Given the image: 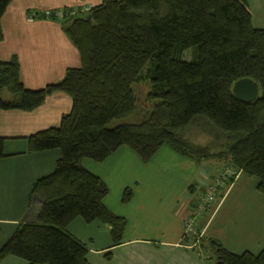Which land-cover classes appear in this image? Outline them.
I'll list each match as a JSON object with an SVG mask.
<instances>
[{
  "label": "trees",
  "instance_id": "obj_1",
  "mask_svg": "<svg viewBox=\"0 0 264 264\" xmlns=\"http://www.w3.org/2000/svg\"><path fill=\"white\" fill-rule=\"evenodd\" d=\"M10 1L0 0V18ZM70 11L63 10L60 20L79 51V67L30 90L19 79L17 58L0 60V109L31 110L56 90L72 100L57 126L26 137L28 151L58 148L60 156L54 169L32 184L27 210L0 246V260L14 255L28 264H91L87 247L66 230L76 216L108 223L118 244L126 219L103 204L107 186L81 160L101 161L121 145L143 161L163 144L197 162L216 159L256 176L264 195V29L252 25L247 0H102L86 16L66 17ZM41 15L56 18L53 12ZM187 51L189 59L183 58ZM241 78L259 85L251 101L232 92ZM142 82L148 83L150 110L138 103L132 87ZM3 90L10 99L3 98ZM135 113L134 122L110 124ZM191 125L201 126L212 143L186 139ZM3 141L0 137V158ZM213 145L219 149L212 151ZM233 179L229 172L200 213L211 211ZM188 189L194 216L208 187L190 183ZM131 197V188H124L121 201ZM206 246L211 264H264V247L257 254H238L216 238H207Z\"/></svg>",
  "mask_w": 264,
  "mask_h": 264
},
{
  "label": "crops",
  "instance_id": "obj_2",
  "mask_svg": "<svg viewBox=\"0 0 264 264\" xmlns=\"http://www.w3.org/2000/svg\"><path fill=\"white\" fill-rule=\"evenodd\" d=\"M102 0H11L0 25V60L16 57L24 88L36 90L59 81L68 67H79L81 58L61 24L66 17L86 16ZM251 22L264 29V0H247ZM53 12L56 18L42 16ZM4 98V97H3ZM11 94L9 98L10 99ZM64 91L49 93L31 110L0 109V246L14 230L28 207L34 181L49 174L60 156L58 148L28 151L26 137L57 126L71 109ZM212 160V159H211ZM197 162L169 145H161L147 161L130 147L121 145L101 161L81 160L82 166L107 186L103 204L126 219L118 244H113L108 223L86 222L74 217L66 230L88 249L91 264H211L207 238H216L233 253L257 254L264 247V195L259 179L220 161ZM233 181L215 201L208 214L190 215L194 195L190 183L207 188L221 171ZM132 190L123 203L124 188ZM191 228L187 230V224ZM107 255H110L107 258ZM0 264H28L8 255Z\"/></svg>",
  "mask_w": 264,
  "mask_h": 264
},
{
  "label": "rangeland",
  "instance_id": "obj_3",
  "mask_svg": "<svg viewBox=\"0 0 264 264\" xmlns=\"http://www.w3.org/2000/svg\"><path fill=\"white\" fill-rule=\"evenodd\" d=\"M183 58L185 59H189L190 58V53L189 51L185 52L183 54ZM147 82H142V83H133L132 87L134 89V92H135V96L137 98V101L138 103L142 106V108H147L150 110V106L148 107V101L146 100V97H145V93L148 89V83L146 84ZM2 96L4 98H9L10 97V93L7 91V90H3V93H2ZM145 106V107H144ZM136 113L135 115H130L128 117H125V118H121V119H114L110 124L111 125H116L118 123H121V122H134L136 121L137 119L135 118L136 117ZM214 134H217L218 132L216 131H213ZM184 136L186 139H188L189 141L195 143V144H198V145H202V146H205V145H208L209 143L211 144L212 143V137H210L209 135H207L205 133V131L201 128V126H196V125H191L189 128H187L185 131H184ZM220 142H222L220 140ZM215 145H213V148H212V151H217L219 148H214ZM212 162H217L218 160L216 159H212L211 160Z\"/></svg>",
  "mask_w": 264,
  "mask_h": 264
},
{
  "label": "water",
  "instance_id": "obj_4",
  "mask_svg": "<svg viewBox=\"0 0 264 264\" xmlns=\"http://www.w3.org/2000/svg\"><path fill=\"white\" fill-rule=\"evenodd\" d=\"M232 92L242 100L251 101L258 96L259 85L250 78H241L233 83Z\"/></svg>",
  "mask_w": 264,
  "mask_h": 264
},
{
  "label": "built area",
  "instance_id": "obj_5",
  "mask_svg": "<svg viewBox=\"0 0 264 264\" xmlns=\"http://www.w3.org/2000/svg\"><path fill=\"white\" fill-rule=\"evenodd\" d=\"M227 175H229L228 171H225L223 174L221 173V176L219 177V179L214 184H210L208 186V190H207L206 194L200 199V202L198 203L197 210H196L195 214H198V213L204 211L206 209L207 204L214 200V196L216 194L215 187L217 185L218 186L224 185ZM190 228H191V225L189 223V224H187V230H189Z\"/></svg>",
  "mask_w": 264,
  "mask_h": 264
}]
</instances>
